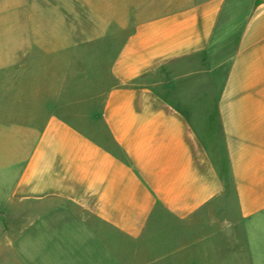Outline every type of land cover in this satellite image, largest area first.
Here are the masks:
<instances>
[{"label":"crops","instance_id":"crops-1","mask_svg":"<svg viewBox=\"0 0 264 264\" xmlns=\"http://www.w3.org/2000/svg\"><path fill=\"white\" fill-rule=\"evenodd\" d=\"M0 36L20 264H264V0H1Z\"/></svg>","mask_w":264,"mask_h":264},{"label":"rangeland","instance_id":"rangeland-1","mask_svg":"<svg viewBox=\"0 0 264 264\" xmlns=\"http://www.w3.org/2000/svg\"><path fill=\"white\" fill-rule=\"evenodd\" d=\"M0 4H1V0H0ZM75 37H78V36H75ZM2 38V36H0V39ZM125 38V36H120L119 38V44L121 45L122 42H123V39ZM111 41H108V42H98L97 44L94 42L93 44H91V46H89L87 49H90V50H95V49H99V50H109L110 49V46L111 45ZM6 47V42H3L0 40V49L2 48H5ZM88 62L89 64L90 63H94L95 61H100L99 64H103L105 65L107 63V58L106 57H88ZM174 66V63L173 65ZM89 70V69H88ZM87 74V80L86 82L90 83L92 82L93 80H95V72L94 71H88ZM164 77L165 74H160V73H155L154 75L151 76L150 79H154L156 81L160 80L161 77ZM83 94L82 93H76L74 94L75 97H81ZM5 227V225H4ZM10 237H14V234L12 235H9ZM3 234L1 232V229H0V264H20L19 260L17 259V256H16V250H13V249H9V248H6V247H2L1 245V242L3 241Z\"/></svg>","mask_w":264,"mask_h":264}]
</instances>
